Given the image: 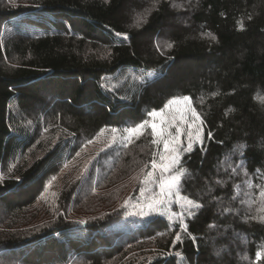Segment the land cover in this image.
<instances>
[{"label": "trees", "instance_id": "1", "mask_svg": "<svg viewBox=\"0 0 264 264\" xmlns=\"http://www.w3.org/2000/svg\"><path fill=\"white\" fill-rule=\"evenodd\" d=\"M183 96L179 220L132 208L162 144L124 130ZM262 190L264 0H0V264H264Z\"/></svg>", "mask_w": 264, "mask_h": 264}, {"label": "rangeland", "instance_id": "2", "mask_svg": "<svg viewBox=\"0 0 264 264\" xmlns=\"http://www.w3.org/2000/svg\"><path fill=\"white\" fill-rule=\"evenodd\" d=\"M155 76L154 71L150 70L149 72H147L146 74L141 76V79H145L148 77H153ZM192 103V101H191ZM193 106V105H192ZM160 110L156 111L159 112ZM186 111V105L183 102L171 105L170 107H168L167 109H165L164 112V117L166 121H171V126L168 127V131L175 136L177 134V132L180 133V140L182 142V145L186 148L187 144L189 143L188 140V136L187 133L190 131L193 135V146L195 145V143H201L200 141L195 140V136H196V132H195V128H196V124H192L191 126H189V123H186L184 121H181L179 119V116H176V119H171L172 116H175L178 112H185ZM186 120H188V117H185ZM160 117H152L149 122H156L159 123ZM198 123V122H197ZM204 128L202 126L201 128V137L203 140L204 137ZM113 135V136H112ZM110 136V137H108ZM120 138V137H119ZM109 140L110 142H113L114 140L118 139V135H114V133H108V134H104L101 138H98L94 143H92V145L87 149L88 150V155H91L92 153H94L96 151V148L100 147V145H102L103 141ZM192 146V148H193ZM181 151L180 152V156L182 154ZM164 156L165 158L168 157V153H166L163 149V145H162V152L161 155H159L158 159H155L156 161V168L153 169L152 168V163L147 166L146 168L142 169L141 172L137 175H135L132 178V184H135L136 182L139 183L138 186L141 187V189H139V202H131L132 208L135 210H142L143 206L145 205V211L148 213H161L163 215H166L167 217H169L170 219H182L183 217V211L185 210V208L187 206H189L190 204L187 203V199L181 197L180 194H176V195H169L167 197L162 196L161 192H160V188L158 186L157 183V177L160 174V157ZM83 159H77L76 161H73L70 163V165L61 171V175L57 178H54L51 183L49 185H47L46 188V192L44 193V198H46L47 200H52L54 201L56 198V194L59 191V188L62 186L63 184V177L65 173H76L77 170L80 169V171L82 170V168L86 167L87 161H80ZM166 162V161H165ZM79 172V171H78ZM149 172H152L153 175L150 177L148 175ZM139 179V181H138ZM136 183V184H137ZM135 193V189H131L129 192V198L132 196V193ZM134 197V196H133ZM135 198H137L136 193H135ZM133 201V200H132ZM161 201H163V203H161ZM181 205H183V207H181ZM175 206V207H174Z\"/></svg>", "mask_w": 264, "mask_h": 264}, {"label": "snow or ice", "instance_id": "3", "mask_svg": "<svg viewBox=\"0 0 264 264\" xmlns=\"http://www.w3.org/2000/svg\"><path fill=\"white\" fill-rule=\"evenodd\" d=\"M117 35H120V33H117ZM183 102L186 105V111L185 112H178L175 116H172L171 119H176V116H179V119L181 121H184L186 123H189V126L192 124H196L195 132V140L203 142L202 137L200 135L201 128L204 124L203 119L201 118V115L196 112L195 108L192 107L191 103V97L183 96V97H173L171 98L167 104L162 108L159 112L152 111L149 113L152 117H160L159 123L156 122H149L144 121L143 123L137 125L134 128L125 129L124 131L132 134L133 136H136L137 134H142V130L145 129L146 125L150 126L152 129L153 134L158 137V140H154L153 143L155 144H162L163 149L166 153H168V157L165 158L164 156L160 157V174L157 177V183L160 188V192L162 196H169V195H176L178 194L179 190V182L180 180L189 175L187 169H184L183 166L180 164V152L181 151H191L193 146V135L189 131L187 133L189 143L187 144L186 148L182 145V142L180 140V133L177 132L175 136H173L169 131L168 127L171 126V121H166L164 117L165 109L170 107L171 105L177 104ZM185 117H188L189 119L186 120ZM198 122V123H197ZM113 132H116V129L112 130ZM89 143H92V141H89ZM166 161V162H165ZM152 168H156V161L155 159L152 160ZM148 175L151 177L153 175L152 172H149ZM261 196H264V190L261 191ZM163 203V201H161ZM188 204H190L192 207L200 208L202 205L195 203L194 201L188 200ZM183 207V205H181ZM185 231H187V226H184ZM175 239L180 242L181 236L176 235ZM194 239V238H193ZM261 253H257V256H260Z\"/></svg>", "mask_w": 264, "mask_h": 264}]
</instances>
